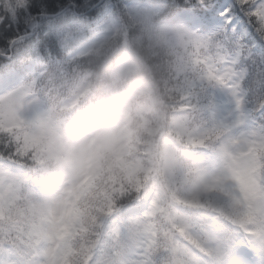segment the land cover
I'll use <instances>...</instances> for the list:
<instances>
[{"label":"snow or ice","instance_id":"snow-or-ice-1","mask_svg":"<svg viewBox=\"0 0 264 264\" xmlns=\"http://www.w3.org/2000/svg\"><path fill=\"white\" fill-rule=\"evenodd\" d=\"M0 264H264V0H0Z\"/></svg>","mask_w":264,"mask_h":264}]
</instances>
